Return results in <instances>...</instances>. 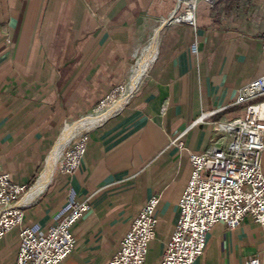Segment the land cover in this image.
Segmentation results:
<instances>
[{"label":"crops","instance_id":"crops-1","mask_svg":"<svg viewBox=\"0 0 264 264\" xmlns=\"http://www.w3.org/2000/svg\"><path fill=\"white\" fill-rule=\"evenodd\" d=\"M187 7L184 0H0V175L29 187L64 132L132 84L159 33L154 62L128 100L80 134L88 141L79 169L56 168L23 200L24 225L41 234L64 219L72 195L90 206L62 264H108L155 196L150 249L159 264L192 176L190 155L228 138L220 139L217 123L245 116L246 105L235 101L264 73V0L198 2L195 26L175 23ZM261 161L264 171V153ZM19 248L16 229L0 241V264H16ZM263 254L264 230L246 217L234 230L216 224L196 264H246Z\"/></svg>","mask_w":264,"mask_h":264},{"label":"built area","instance_id":"built-area-1","mask_svg":"<svg viewBox=\"0 0 264 264\" xmlns=\"http://www.w3.org/2000/svg\"><path fill=\"white\" fill-rule=\"evenodd\" d=\"M196 7L187 9L173 21L195 26ZM197 52V46L193 47ZM264 58V50H263ZM128 85L113 90L98 111L118 102ZM264 73L243 87L235 105H246L245 116L230 122L217 123L221 144L213 143L201 155L191 154L193 172L179 203V217L172 237L159 264H196L204 254L207 236L218 223L230 229L239 227L251 217L264 230ZM208 117L203 114L200 121ZM88 137H75L62 151L57 170L74 174L86 154ZM38 183V182H37ZM37 185V184H36ZM14 183L9 174L0 175V241L19 229L20 248L16 264H62L76 248L75 224L89 211L72 195L63 210L64 219L41 234L37 228L24 225V198L35 188ZM155 196L144 205L139 216L123 238L116 256L108 264H146L151 243L156 239L157 209ZM61 214V215H62ZM246 264H264L254 258Z\"/></svg>","mask_w":264,"mask_h":264},{"label":"bare ground","instance_id":"bare-ground-1","mask_svg":"<svg viewBox=\"0 0 264 264\" xmlns=\"http://www.w3.org/2000/svg\"><path fill=\"white\" fill-rule=\"evenodd\" d=\"M191 5L193 7H196L197 4L194 5V3H191ZM158 38H159V33L156 36H154L152 44L149 46V48L145 52L144 56L140 60L138 66L135 70L133 82L131 85H129L130 87L126 89V91L123 95L124 97L122 96V98L118 102L110 104L105 110L99 112L97 115H93V116H90V117L84 119L82 122H80L79 124L69 128L64 133L63 138H61V140H60L61 141L60 145L59 146L57 145L58 146L57 149L55 148L56 151L54 152L51 160L49 161V164H48V167H47L45 173L42 174L43 175V176H41L42 178H40V181H39L36 189L33 191L35 194H38L39 192H41V190H43L49 184L54 171H56L57 163L61 157L62 151L66 147V145H68L76 136L80 135L84 131L91 129L93 126H95L99 122L103 121L105 118H107L114 111L118 110L125 103V101L128 100L130 94L134 92L135 88L138 86L143 75L147 72L148 68L151 67L150 66L151 63L154 62L153 60L155 59L156 52H157Z\"/></svg>","mask_w":264,"mask_h":264},{"label":"rangeland","instance_id":"rangeland-1","mask_svg":"<svg viewBox=\"0 0 264 264\" xmlns=\"http://www.w3.org/2000/svg\"><path fill=\"white\" fill-rule=\"evenodd\" d=\"M187 4H190L191 5V3H194V5H196L198 2H202V1H206V2H208V3H213V5H214V7H217L219 4H221L222 3V1L223 0H184ZM131 85V84H130ZM130 86L128 85L127 86V88H129ZM124 97V96H123ZM99 112H101V111H98L97 113H94V114H91L90 116H93V115H97ZM90 116H88V117H90ZM88 117H86V118H88ZM86 118H84V119H86ZM83 120H80V122H82ZM79 121L77 122V124H79L80 123ZM76 123H75V125H77ZM74 125V126H75ZM73 127V126H72ZM69 129V128H68ZM67 129V130H68ZM66 130V131H67ZM65 133V132H64ZM63 136H64V134H63ZM62 136V137H63ZM158 263V257H157V251H156V249L154 248V249H150V252H149V254H148V257H147V262H146V264H157Z\"/></svg>","mask_w":264,"mask_h":264}]
</instances>
